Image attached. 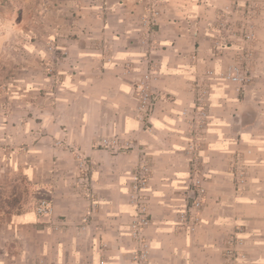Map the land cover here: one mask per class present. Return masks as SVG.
<instances>
[{"label": "crops", "instance_id": "1", "mask_svg": "<svg viewBox=\"0 0 264 264\" xmlns=\"http://www.w3.org/2000/svg\"><path fill=\"white\" fill-rule=\"evenodd\" d=\"M258 2L0 0V188L34 191L29 208L0 210V264H223L233 236L245 240L243 264H264ZM52 51L66 53L56 87L53 68L41 65ZM145 75L156 101L148 120L135 90ZM200 89H208L205 108ZM103 136L132 147L113 153L97 146ZM142 147L152 223L150 254L139 262L130 187ZM76 151L93 163L90 192L79 183ZM194 167L206 193L189 231L179 210ZM42 201L50 214L38 212Z\"/></svg>", "mask_w": 264, "mask_h": 264}, {"label": "built area", "instance_id": "2", "mask_svg": "<svg viewBox=\"0 0 264 264\" xmlns=\"http://www.w3.org/2000/svg\"><path fill=\"white\" fill-rule=\"evenodd\" d=\"M247 41L252 42L254 37L253 28L250 26L243 30ZM208 77L211 79L216 77L214 71L208 72ZM232 78L234 81L241 78L235 73L231 72L227 78ZM148 75H145L142 79H137L135 86L136 96L139 101V110L141 116L145 119H149L154 111L156 101ZM208 89H200L198 102L202 108H205V102L203 98L207 96ZM198 106V107H199ZM203 116L206 113H202ZM97 146L109 150L113 153L126 151L131 148V144L128 142H121L118 137L103 136L98 142ZM77 152V151H76ZM140 157L137 164L134 167V171L131 178L130 187V201L134 206V216L130 223V234L136 240L139 245V249L135 252L139 262H144L148 259L150 254V243L146 235V230L152 223V215L150 212V193L149 184L152 175V166L149 161V152L144 148L139 149ZM78 159V179L80 185L90 192L92 187V161L77 152ZM189 184L184 189L183 195H185L186 205L179 210L183 226L189 231H193L196 226L201 222V212L205 203V187L203 186V178L199 174V168L194 167L189 177ZM38 212L42 215L50 214L52 208L48 202L42 201L38 206ZM245 240L238 236H233L227 243L224 250L223 264H243L247 255L243 249Z\"/></svg>", "mask_w": 264, "mask_h": 264}, {"label": "rangeland", "instance_id": "3", "mask_svg": "<svg viewBox=\"0 0 264 264\" xmlns=\"http://www.w3.org/2000/svg\"><path fill=\"white\" fill-rule=\"evenodd\" d=\"M259 0H249L248 4H251V7H258L259 5ZM238 5V4H237ZM240 18H244L245 20L249 19L250 17L255 19L256 14L253 13H241L239 14ZM237 15V17L239 16ZM254 37H256L254 33ZM50 49V46H49ZM53 52V58L48 60V57L43 61L41 64L44 69H50L51 72L48 70V77H49V84L53 85L54 87L58 86L61 83V75L57 72L59 69L57 68V65L59 63L58 59L59 57H63L65 54L61 52V55L58 57V54H56L55 51ZM50 62V60H52ZM53 65L54 67H51ZM47 77V78H48ZM24 183H22L23 185ZM34 201V191L31 189L29 186L28 187H21V188H16L14 184H12L11 187L9 188H0V210H5V211H22L24 209L29 208Z\"/></svg>", "mask_w": 264, "mask_h": 264}]
</instances>
